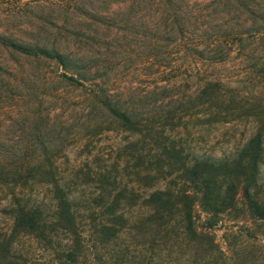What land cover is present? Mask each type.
<instances>
[{"label":"trees","instance_id":"16d2710c","mask_svg":"<svg viewBox=\"0 0 264 264\" xmlns=\"http://www.w3.org/2000/svg\"><path fill=\"white\" fill-rule=\"evenodd\" d=\"M124 2L126 15L101 17L102 9ZM54 6L63 18L54 31L37 27L23 40L0 34V96L38 78L46 87L64 88L52 89L69 115L63 121L48 111L42 116L46 131L0 146V210L10 220L0 230V261L8 246L25 238L42 246L51 264H86L120 229L149 225L193 242L205 238L206 255L195 264L223 263L211 230L225 221L264 223V56L246 71L250 83L261 84L253 89L235 87L212 67L197 69L189 89L169 83L140 95L112 81L114 68L104 66L102 51L117 44L107 33L117 35L124 25L132 39L141 33L148 44L154 38L173 47L188 41L190 55L224 63L233 48L245 53L243 40L238 46L226 37L264 36V1L212 0V14L242 23L227 27L228 34L225 23L206 26L202 11L185 0H73ZM152 6L159 17L150 37L133 16ZM22 61L62 73H35ZM64 131L70 132L63 136ZM109 133L116 142L107 157L68 165L69 146L77 139L89 145ZM80 179L90 185L81 188Z\"/></svg>","mask_w":264,"mask_h":264},{"label":"rangeland","instance_id":"374dc122","mask_svg":"<svg viewBox=\"0 0 264 264\" xmlns=\"http://www.w3.org/2000/svg\"><path fill=\"white\" fill-rule=\"evenodd\" d=\"M65 1L73 0H39V4L23 3L21 0H0V34L23 40L35 34L37 27L45 26L54 31L63 19L54 5ZM185 1L189 7L202 11L203 22L206 26L217 27L224 23L228 24L229 26L224 25L228 34L229 27L242 24L241 21L224 18L222 14H212L209 9L212 0ZM24 4H29L28 8L24 7ZM157 8V6L141 7L133 16L137 24L147 26V33L150 37L154 34V27L159 17ZM128 12L129 3L124 2L120 5H112L108 10L102 9L100 15L101 17H113L118 13L124 16ZM74 18L78 21L80 17L76 15ZM246 25H249V22ZM107 35L108 41L115 39L117 44L114 42L108 51H102L104 66L114 68L111 78L121 89L132 86L140 95L152 92L156 85L167 86L169 83H176L181 89H189L196 81L194 80L196 78L192 79V77L197 69L209 71L212 67L220 69L219 72L240 89L249 90L261 85L258 84V80L251 84L246 71L258 65V60L264 56V36L262 34H250L242 38L226 37V40L234 41L238 46L242 43L244 52L249 53L250 57L248 58L245 53H238V50L233 48L234 51L231 52L230 57L224 63L217 65L208 64L204 59L190 55L188 41L185 42L187 44L173 47L174 45L169 46L167 41L158 45L152 38V43L148 44L141 33L135 34L136 40L132 39L133 33L131 34L124 25L120 27L117 35L115 31ZM238 39L243 42L239 43ZM22 64L27 69H33L35 73L46 72L51 77L62 73L61 70L51 65L28 61H22ZM29 85L24 83L21 85V91L0 96V146L19 144L38 130L46 131L47 126L42 116H45L48 111L52 118L60 116L63 121L69 119V115L56 101V91H53L56 87L63 90V87L56 84L46 87L38 78ZM61 118H56V122ZM56 128L59 130L60 127ZM65 131L63 136L70 132ZM114 142L116 141L110 133L89 145L77 139L73 146H69L68 151L70 149L72 151L68 152V165L70 167L72 165L82 166L85 161L92 163L98 156L107 157L111 147L115 145ZM262 171L264 182V167ZM83 183L81 179L78 180L81 188L86 187L87 183ZM132 210L136 215L137 209ZM8 226H10V220L0 210V230L4 231ZM200 231L203 230L199 228L198 233ZM210 233L223 253V263L218 264H264V223L225 221ZM8 249L10 252L5 257L6 259L4 258L5 260L0 261L1 264H51L52 261L42 246L39 247L25 238L17 239L11 246H8ZM206 249L205 238L200 237L197 242H193L183 235H174L169 228L158 229L149 225L135 228L128 226L120 229L115 238L98 245L96 252L89 257L86 264H195V261L203 259L206 255ZM215 257L220 258L218 253H215Z\"/></svg>","mask_w":264,"mask_h":264},{"label":"crops","instance_id":"0c3cea01","mask_svg":"<svg viewBox=\"0 0 264 264\" xmlns=\"http://www.w3.org/2000/svg\"><path fill=\"white\" fill-rule=\"evenodd\" d=\"M23 3H29V2H33L35 0H21Z\"/></svg>","mask_w":264,"mask_h":264}]
</instances>
